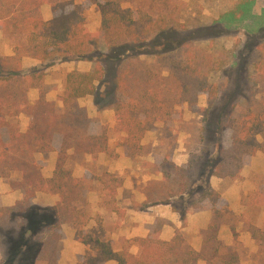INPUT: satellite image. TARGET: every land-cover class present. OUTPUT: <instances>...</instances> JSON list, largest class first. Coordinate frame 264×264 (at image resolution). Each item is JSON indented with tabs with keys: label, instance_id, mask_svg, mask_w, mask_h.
Listing matches in <instances>:
<instances>
[{
	"label": "trees",
	"instance_id": "16d2710c",
	"mask_svg": "<svg viewBox=\"0 0 264 264\" xmlns=\"http://www.w3.org/2000/svg\"><path fill=\"white\" fill-rule=\"evenodd\" d=\"M94 1L101 13L100 27L96 32L86 28L83 12L73 5V0H0V31L12 48L11 55H0V177L9 178L12 173L19 174L20 179L9 180V186L24 191L22 199L13 205H0V229L5 230L13 225L20 231L25 243L29 235L41 234L39 258L42 264H59L63 224H72L76 231H81L84 225L77 207L83 198L80 181L64 166L70 156L69 151L74 156L88 154L94 157L112 151L108 144L107 126L97 118H91L79 101L94 94L97 84L105 79L102 62L99 58L93 59L90 53L95 45L101 47L104 42H109L113 27L126 33L122 42L124 55L117 63L115 103L112 108L115 129L122 134L121 146L127 157L150 153V148L142 143L145 133L153 129L156 122L165 124L175 105L181 101L194 105L196 95L190 96L184 85H174L178 76L195 80L197 91L207 95L208 106L217 97L218 88L209 80L211 69H217L210 53L198 46L196 48L191 42L176 43L173 40L174 29L162 17L149 20L161 21L165 26L144 34L141 16L132 18L117 14V7L121 3L134 4L135 10L139 11V5L144 0ZM157 1L166 4L164 0ZM88 2L84 0L82 5ZM45 4L54 10L53 17L48 21L41 15V6ZM147 9H153L152 3ZM191 48L194 50L190 55L177 54L180 50ZM143 49L146 51H141ZM24 57L37 59L41 63L64 59L88 60L93 64L89 71L72 70L66 74L63 91L58 96L62 107L58 110L54 101L46 99V92L50 88L44 86L42 70L26 75L19 73ZM168 58L172 60L159 65L161 60ZM33 88L38 89L39 96L30 103L27 92ZM261 92L264 95V82H261ZM22 113L30 117L25 131L11 122ZM226 128L230 131V144L221 151L222 158L210 176L235 178L256 152H264V104L246 121L236 123L235 118H229ZM56 149L54 172L46 178L41 173L35 154ZM38 192L59 195V200L49 208L52 215L40 217L30 213L21 221L14 220L17 214L25 212ZM202 195L215 201L220 197L210 185ZM148 201L160 200L148 196ZM257 202L264 204V197ZM178 211L184 221L188 209ZM211 211L210 223L201 232L204 241L198 252L179 230L169 241L159 239L163 222L156 220L148 227L147 237L133 240L140 247L139 256L128 251L114 253L109 244L95 240L94 250L98 251L97 254L83 257L79 264H102L106 260H116L119 264H196L199 259L207 264H238L236 249L218 238L220 226L225 223L222 219L224 211L214 206ZM248 231L255 236L258 228L253 227ZM75 238L89 243L80 235Z\"/></svg>",
	"mask_w": 264,
	"mask_h": 264
},
{
	"label": "rangeland",
	"instance_id": "374dc122",
	"mask_svg": "<svg viewBox=\"0 0 264 264\" xmlns=\"http://www.w3.org/2000/svg\"><path fill=\"white\" fill-rule=\"evenodd\" d=\"M83 1L73 0V5L81 9L85 18V26L90 30L96 24L100 25L101 13L94 0H89L84 6ZM164 1L166 4L157 0L155 2L141 1L145 3H140V12L135 10L136 5L134 4L121 3L120 7H117V14L132 18L141 16L140 22L144 34L154 31L157 27L165 26L161 21L149 20V18L160 19L162 17L165 23L174 29V38H172L176 43L191 42L196 48L198 46L210 53L213 61L216 62L217 69H211L209 80L218 88L217 97L213 104L208 106L207 95L197 91L195 80L178 76L174 85H184L190 96L196 95L194 105L191 106L189 102L181 101L174 106L165 124L156 122L154 128L145 133L142 143L150 148V153L131 158L132 169L147 172L148 175L159 178L158 181L146 182L148 189L159 200H169L180 211L188 209V212L193 213L202 208L211 209L214 206L224 211L222 216L224 222L236 228L242 227L243 231L247 232L264 219V204L257 202L258 199L264 197V152H256L253 158L251 157L245 163L236 178L224 177L229 182L237 180L242 184L243 191L247 192L243 195V205L238 213L230 210L228 202L220 195L215 201L209 196L203 197L202 194L207 191V185L211 186L210 173L221 160V151L230 144V131L226 128L229 118H235L236 123L246 121L251 114L256 113L262 103L264 104V95L261 92V82H264V0ZM150 3L153 5L152 10L147 9ZM113 8L116 10V7L113 6ZM128 9L130 11H125ZM234 15L236 18H233ZM125 35L123 30H116L113 27L109 36L110 43L104 42L101 47L95 45L90 56L93 59L99 58L102 62L106 72L105 79L97 84L94 94L79 101L80 105L86 107L91 118H97L107 126L108 144L112 151L110 154L102 153L94 157L88 154L74 156L71 155L70 150V156L64 164L73 174L79 176L76 178L79 179L82 187L83 198L78 202L77 207L84 225L81 231L73 228L76 235L82 236L85 241L89 242L87 244L90 245L91 251L87 256H95L98 252L94 250L96 245L93 241L98 240L109 244L103 239L102 234L100 235L89 223L93 213L91 207L93 198L88 196L87 191L99 192L93 196L107 201L108 195H103L101 187L114 186L118 181L114 175L107 172L106 158L118 157L121 153L125 155L124 148L121 146L122 134L115 129L116 121L112 108L115 103V74L118 59L122 54L124 55L125 48L122 42ZM193 48L187 51L180 50L177 54L190 55L193 53ZM11 51L9 41L2 37L0 31V55L3 56ZM141 51L145 52L146 49ZM144 58L147 59V57ZM170 60L172 58L161 60L159 65L162 66ZM68 61L53 59L41 63L28 60L27 65L21 66L19 73L26 75L35 70H42L44 86L50 88L46 92V99L54 101L57 109L60 110L62 104L58 96L63 91L68 71L66 66L58 67L57 65ZM75 61H80L82 65L85 64L90 68L93 64V61L88 60ZM148 62H151V59H148ZM78 69L80 68L77 67L74 70ZM33 89H36L38 99L39 91L37 88ZM30 90L27 92L29 102L32 96L29 94ZM11 122L21 131H25L30 117L22 113L13 118ZM35 159L42 175L46 178L51 177L56 165L57 149L51 152H38L35 154ZM241 172L244 175H240ZM19 179L20 176L17 173L10 174L9 178L0 177V191L10 190V192H0V195H12L9 201H14V203L21 200L24 191L14 190L9 186V180ZM244 182L249 185H243ZM216 192L219 194V191ZM57 196L38 192L30 200V205L26 207L25 212L17 214L14 220L21 221L30 213L40 217L41 215L51 216L52 211L49 208L55 204L54 198ZM0 205H2L1 197ZM183 224L186 225L185 219ZM256 228L258 231L255 237L258 242L260 241V249L254 255L255 258L249 256L248 248H244L242 242L236 241L232 245L240 253V264H264V224ZM181 232L185 234V231ZM40 235H29L25 243L20 236V231L18 232L13 225L5 230L0 229V264H42L39 258ZM238 236L240 233L234 234L235 240ZM16 250L18 252H15Z\"/></svg>",
	"mask_w": 264,
	"mask_h": 264
},
{
	"label": "crops",
	"instance_id": "0c3cea01",
	"mask_svg": "<svg viewBox=\"0 0 264 264\" xmlns=\"http://www.w3.org/2000/svg\"><path fill=\"white\" fill-rule=\"evenodd\" d=\"M41 15L45 21L50 20L53 17L52 8L47 4L42 5ZM98 25L99 24H96V26L89 31L96 32ZM11 54L12 51L4 54V56ZM28 60L39 61L37 59L24 57L22 59V66L27 65ZM61 65L63 67L66 66L68 72L77 67L80 68L78 69L80 71L90 70V66H85V64L82 65L80 61L75 60H70L64 64H58L57 66L60 67ZM36 93V89H31L29 91V94L32 95L30 98L31 103L37 99ZM106 160L105 168L107 167L106 169L109 174L116 177L118 181L117 184L114 186L108 185V187H101L103 195H108L107 201L98 196H93V194H99V192L90 190L87 191V194L93 198L91 200L93 213L90 216L89 223L100 235L102 234L101 236L104 240L109 242L112 252L119 253L121 251H128L135 256H139L140 247L138 243L133 240L135 238L147 237L149 234L148 227L154 224L156 220L163 222L158 234L159 239L169 241L174 237L176 230L180 232L183 230L185 231L184 235L187 242L195 251H200L204 241L201 232L205 230L210 223L212 217L211 209L207 207L195 213L188 212L185 216L186 225L184 226L178 211L179 209L173 202L169 200H160L158 202L148 201V196L158 198L153 195L146 186L147 181H158L159 178L157 176L148 175L147 172L143 173V171H134V169H132V159L125 156L123 153L118 157H108ZM72 175L75 178L79 177L73 173ZM240 175H244V173L241 172ZM209 181L211 188L215 191H219L221 198L228 202L229 209L234 213H238V210H240L243 205V195L247 193L243 191L242 184L238 183L237 180L229 182V180L224 177L216 176H211ZM243 185H249V183L247 184V182H244ZM5 191L10 192L9 189H4L2 192L5 193ZM0 197L2 199V205L11 206L14 204V201H9V197H12V195H0ZM58 197L59 195L54 198L56 202L59 200ZM166 199L168 198L166 197ZM263 221L264 219H262L261 223L256 224V226H263ZM62 229L64 236L61 240L59 264H79L81 259L90 253L91 247L89 244L76 240V231L72 225L63 224ZM243 230L242 227L236 228L225 222L220 226L218 238L229 246L234 245L236 241L242 242L244 248H248L249 256L255 258L254 255H256L260 249V241L258 242L256 237L249 231L245 232ZM238 233H240V236L236 237L235 240L234 234L237 235ZM237 253L240 260V253ZM102 264L119 263L116 260H106ZM196 264H207V262L199 259ZM238 264H240V261Z\"/></svg>",
	"mask_w": 264,
	"mask_h": 264
}]
</instances>
